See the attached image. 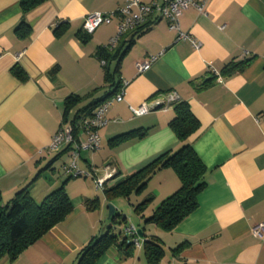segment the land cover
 I'll list each match as a JSON object with an SVG mask.
<instances>
[{"label":"crops","instance_id":"0c3cea01","mask_svg":"<svg viewBox=\"0 0 264 264\" xmlns=\"http://www.w3.org/2000/svg\"><path fill=\"white\" fill-rule=\"evenodd\" d=\"M124 1L47 0L25 15L27 31L26 26L16 30L22 19L19 0H0L2 200L28 187L40 202L65 183L72 202L63 221L17 258L0 264H77L79 253L93 238L113 232L103 223L108 219L103 203H113L117 211L118 198H107L105 189L158 154L179 147L168 126L174 103L140 117H132L129 107L168 93L186 102L199 121V129L190 136L206 168L197 207L170 231L146 223L159 203L180 186L171 168L157 170L142 192L128 196L132 210L150 199L139 215L134 210L137 226L133 216L131 224H125L142 231L139 245L131 256L110 247L95 264H147L143 245L150 237L163 248L158 264H264V233L260 238L251 233L264 222V0H210L205 15L189 7L180 18V28L199 42L198 49L177 40L167 22L159 20L123 35L111 51L119 55H111L102 65L99 50L115 35L119 19L100 25L83 41L84 18L94 11H116ZM152 55L157 59L139 73L135 63ZM244 59L250 61L242 72L221 73L228 61ZM15 66L24 72V80L14 73ZM105 68L114 74L112 84H105ZM119 82H127L124 97L107 111L109 122L99 131V149L89 151L83 160L80 154L78 160L81 170L96 177L114 173L104 183L102 199L78 185V178L94 185L91 176L55 178V164L65 155L69 158L68 150L48 152L47 147L63 119L67 97H83L73 108L80 111L114 91ZM131 130L145 131V136L109 144ZM67 162L61 161V174Z\"/></svg>","mask_w":264,"mask_h":264},{"label":"trees","instance_id":"16d2710c","mask_svg":"<svg viewBox=\"0 0 264 264\" xmlns=\"http://www.w3.org/2000/svg\"><path fill=\"white\" fill-rule=\"evenodd\" d=\"M45 1L47 0H19L22 19L16 30L26 26L28 31L29 27L25 22V15ZM88 37L87 34L81 36L83 41ZM111 55L115 57L119 55V51L111 52L105 47L99 50V58L105 61V65L108 64ZM249 61L245 59L228 61L224 64L221 73L226 76L240 73ZM14 73L18 78L25 79L24 72L17 66L14 68ZM104 75L105 84L114 82V74L109 73L106 68ZM120 86L121 82L117 84L114 91L111 93L106 92L103 98L93 100L76 112L73 111V108L83 97L77 95L67 97L63 118L74 117L76 119L79 114L89 115L99 104L116 93ZM172 106L174 116L169 121L168 126L176 136L179 147L158 154L131 175L105 189V195L109 199L128 197L132 193L142 192L147 180L154 172L163 167L171 168L179 178V188L163 199L152 214L144 220L146 223H153L164 231L172 230L181 220L195 210L198 193L205 186L204 174L206 172L205 165L190 141V136L199 129V121L186 102L178 101ZM132 136L142 138L145 136V131L131 130L122 133L110 139L109 144L116 145ZM49 181H51L50 178ZM149 200L148 198L144 199L134 207V210L137 213L143 212ZM71 210L72 202L66 193L65 183L50 191L40 202L34 200L28 187L18 190L8 202H3L0 192V262L6 258L9 260L17 258L25 248L39 239L50 228L63 221ZM116 216L120 215L115 210L110 218L112 222H114ZM121 221L126 222L125 217H122ZM113 246L121 250L125 256H131L135 247L133 242L122 236L121 233L115 234L108 231L99 237L93 238L81 250L77 264H95ZM143 247L147 264H158L163 255L160 241L156 237H150L144 241Z\"/></svg>","mask_w":264,"mask_h":264},{"label":"built area","instance_id":"2783aa9c","mask_svg":"<svg viewBox=\"0 0 264 264\" xmlns=\"http://www.w3.org/2000/svg\"><path fill=\"white\" fill-rule=\"evenodd\" d=\"M210 0H154L151 3H144L142 0H125L124 5L113 12L94 11L88 13L82 25L84 34L91 35L100 25L110 23L118 18L116 33L111 37L105 48L109 51L115 49L119 39L130 31L151 25L159 20H165L168 28L176 33L177 40L189 41L193 48H199V42L189 33L183 32L180 28V18L189 7H194L201 15L207 13V5ZM158 55H152L147 59L137 61V71L143 72L150 68ZM102 65L105 61L100 59ZM213 72L218 73L213 69ZM127 82H122L118 91L110 98L99 104L89 115L79 114L75 119H62L57 131L53 134L51 142L47 147L48 152H59L68 150L69 161L62 165L63 174L68 177L91 176L94 185L103 189L107 178L114 173L109 172L103 177H96L93 172L83 171L78 166V160L82 150L93 152L100 147L99 131L109 122L107 111L114 102H120L124 97V87ZM176 93L162 95L159 99L144 101L137 106H130L132 117H140L158 109H165L171 104L178 102ZM251 233L260 238L264 233V222L259 223L251 229ZM124 237L130 239L134 246L139 245L137 229L132 225H126Z\"/></svg>","mask_w":264,"mask_h":264},{"label":"rangeland","instance_id":"374dc122","mask_svg":"<svg viewBox=\"0 0 264 264\" xmlns=\"http://www.w3.org/2000/svg\"><path fill=\"white\" fill-rule=\"evenodd\" d=\"M88 153H90L89 151H86V150H82L81 151V159L83 160L87 155ZM64 161H69V158H67V155L64 156V158L62 159ZM61 160V161H62ZM61 161H58L56 162L55 164V170H54V176L55 178L58 177V175H60L61 177H64V174H61L62 172L59 170L60 169V165H61ZM72 179V178H70ZM80 182H78V185L81 186V187H86L88 189H91L93 191H96L99 195V197H104V193H103V190L102 189H95L94 188V185L92 183L91 180L89 179H82V178H78ZM117 213L120 215V216H116L115 217V220L114 222L111 221V219H105L104 220V224L106 223V226H111V230L115 233V234H122L123 233V230L125 228V224H131V221H129V219L133 216V222H135L134 224L137 226V220H136V215H139V213H135L134 210H132V206L129 204V198L128 197H117ZM131 198V197H130ZM5 202H8L10 199L8 197H4L3 199ZM109 204H112L113 203H110V202H107V203H103V209L105 211V215H108V205ZM133 204H135L133 202ZM114 206V205H113ZM115 207V206H114ZM133 213V214H132ZM136 214V215H134ZM123 216H126V222H123L121 221V218ZM139 229V228H137Z\"/></svg>","mask_w":264,"mask_h":264},{"label":"water","instance_id":"95a60500","mask_svg":"<svg viewBox=\"0 0 264 264\" xmlns=\"http://www.w3.org/2000/svg\"><path fill=\"white\" fill-rule=\"evenodd\" d=\"M108 208H109V210H108L107 218L110 219L111 216L115 213V207L112 204H109ZM137 233H138L139 236H141V230L138 229Z\"/></svg>","mask_w":264,"mask_h":264}]
</instances>
